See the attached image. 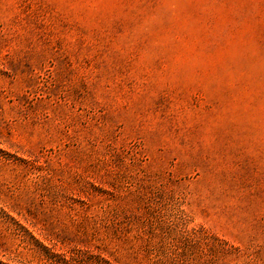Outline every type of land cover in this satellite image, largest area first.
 Returning a JSON list of instances; mask_svg holds the SVG:
<instances>
[{
    "label": "rangeland",
    "instance_id": "obj_1",
    "mask_svg": "<svg viewBox=\"0 0 264 264\" xmlns=\"http://www.w3.org/2000/svg\"><path fill=\"white\" fill-rule=\"evenodd\" d=\"M2 264H264V0H0Z\"/></svg>",
    "mask_w": 264,
    "mask_h": 264
},
{
    "label": "trees",
    "instance_id": "obj_2",
    "mask_svg": "<svg viewBox=\"0 0 264 264\" xmlns=\"http://www.w3.org/2000/svg\"><path fill=\"white\" fill-rule=\"evenodd\" d=\"M0 264H2V263L0 262Z\"/></svg>",
    "mask_w": 264,
    "mask_h": 264
}]
</instances>
